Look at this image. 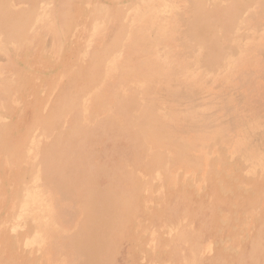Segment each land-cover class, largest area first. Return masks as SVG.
<instances>
[{"label": "rangeland", "instance_id": "374dc122", "mask_svg": "<svg viewBox=\"0 0 264 264\" xmlns=\"http://www.w3.org/2000/svg\"><path fill=\"white\" fill-rule=\"evenodd\" d=\"M5 3L0 264H264V0Z\"/></svg>", "mask_w": 264, "mask_h": 264}, {"label": "bare ground", "instance_id": "6f19581e", "mask_svg": "<svg viewBox=\"0 0 264 264\" xmlns=\"http://www.w3.org/2000/svg\"><path fill=\"white\" fill-rule=\"evenodd\" d=\"M6 0H0V24L1 27L4 29L11 30L12 32H16L20 29V22L24 25L26 23V20L24 19V16H18V14H14L11 12L6 5ZM194 7V6H193ZM197 7L198 10H196L200 15L202 16L201 21H199L198 24H194L191 26L189 29L188 36L191 38L194 37L196 39L198 38H204L206 37V31L204 27L206 28V25L209 23V16L205 15V9L204 11L200 6H195ZM210 8V7H209ZM197 17V16H196ZM23 21H21V19ZM195 19V18H193ZM197 19V18H196ZM221 19V17H220ZM196 23V22H195ZM22 25V26H23ZM205 25V26H204ZM211 32V31H210ZM209 44L215 45L214 39H212L211 35L206 38ZM223 46V45H222ZM214 49L216 47L214 46ZM216 51V50H215ZM208 52L207 54H209ZM213 60L212 62H214ZM213 64V63H212ZM232 66V65H231ZM207 70V69H206ZM119 104H123L122 102L119 101ZM36 109V108H35ZM165 113V112H164ZM49 129L51 128V125L48 126ZM74 127V126H73ZM133 129V128H132ZM218 138V137H217ZM0 144V148H1ZM69 154V153H68ZM66 156V155H65ZM212 157V156H211ZM210 157V158H211ZM44 162L46 164L47 169L49 170V173L52 175H56L58 178H60V185L58 186L62 192V196L64 198H78L80 193L83 194L84 191L80 188V181L78 178V172H79V166H69V162H67L64 159V156H59L56 158L50 157V156H45ZM67 166H65V165ZM69 168V169H68ZM235 171V170H234ZM148 176V175H147ZM244 177V176H243ZM142 179V178H141ZM154 181V180H153ZM48 182V181H47ZM159 183V182H158ZM205 187V186H204ZM194 189V188H193ZM146 191V190H145ZM255 192V191H254ZM134 194V193H133ZM167 197V196H166ZM27 199V198H26ZM226 202V201H225ZM27 203V202H26ZM26 205V204H25ZM24 206V205H23ZM124 208V207H123ZM131 208V207H130ZM258 208V207H257ZM131 210V209H130ZM124 211V210H123ZM126 211V210H125ZM27 212V211H25ZM233 213V212H232ZM127 214V213H125ZM129 214V213H128ZM27 216V215H25ZM129 216V215H128ZM126 217V216H125ZM123 218V216H122ZM128 218V217H127ZM124 219V218H123ZM230 221V220H229ZM263 222V221H262ZM124 224V223H123ZM228 224V223H227ZM226 226V225H225ZM124 227V226H123ZM264 227V226H263ZM121 228V227H120ZM122 229V228H121ZM124 229V228H123ZM124 234V233H123ZM37 236V235H35ZM127 238V237H126ZM125 238H123L124 240ZM132 239V238H131ZM190 241V240H189ZM127 244V242H126ZM128 250V249H127ZM128 252V251H127ZM252 255V254H251ZM249 258V256H248Z\"/></svg>", "mask_w": 264, "mask_h": 264}]
</instances>
